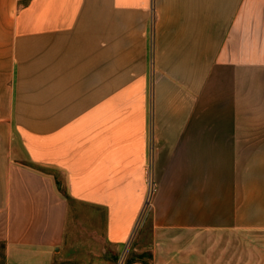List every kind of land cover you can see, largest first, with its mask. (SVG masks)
Listing matches in <instances>:
<instances>
[{
    "label": "crops",
    "instance_id": "1",
    "mask_svg": "<svg viewBox=\"0 0 264 264\" xmlns=\"http://www.w3.org/2000/svg\"><path fill=\"white\" fill-rule=\"evenodd\" d=\"M148 174L155 238L264 237V0H0L7 263L116 264Z\"/></svg>",
    "mask_w": 264,
    "mask_h": 264
},
{
    "label": "rangeland",
    "instance_id": "2",
    "mask_svg": "<svg viewBox=\"0 0 264 264\" xmlns=\"http://www.w3.org/2000/svg\"><path fill=\"white\" fill-rule=\"evenodd\" d=\"M150 175L148 174V179ZM149 190V189H148ZM155 185L147 196L142 216L135 225L133 236L124 249L120 251H106L103 255H111L117 260L116 264H128L133 259H141V264H264V237L259 234L247 233H208L206 231H174L154 236L150 224V205ZM76 225L91 228L99 225L100 218L90 214L86 206H73ZM92 216V217H91ZM143 217L144 222H143ZM72 219V220H73ZM102 219V218H101ZM102 223V222H101ZM103 224V223H102ZM97 231H100L97 229ZM77 254L80 247L87 246V257H99L100 245L93 240L92 234H72ZM140 243V245H138ZM156 243H164L155 249ZM99 246V248H98ZM152 249V250H150ZM95 253V254H93ZM19 259L11 258L9 264H15ZM28 261L22 259L19 264ZM0 264H8L4 251V245L0 242Z\"/></svg>",
    "mask_w": 264,
    "mask_h": 264
},
{
    "label": "built area",
    "instance_id": "3",
    "mask_svg": "<svg viewBox=\"0 0 264 264\" xmlns=\"http://www.w3.org/2000/svg\"><path fill=\"white\" fill-rule=\"evenodd\" d=\"M148 182V195L150 194V192H151V190H152V187L154 186V184L152 183V181L151 180H148L147 181Z\"/></svg>",
    "mask_w": 264,
    "mask_h": 264
}]
</instances>
